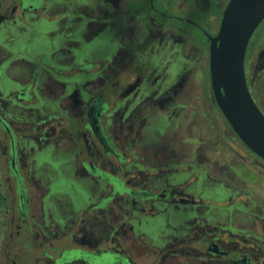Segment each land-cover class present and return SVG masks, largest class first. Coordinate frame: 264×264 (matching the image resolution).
Returning a JSON list of instances; mask_svg holds the SVG:
<instances>
[{"label": "flooded vegetation", "instance_id": "obj_1", "mask_svg": "<svg viewBox=\"0 0 264 264\" xmlns=\"http://www.w3.org/2000/svg\"><path fill=\"white\" fill-rule=\"evenodd\" d=\"M228 1L0 0L1 264H264V161L233 132L209 78L204 26L217 34ZM260 30L244 69L264 115ZM200 73L202 104L180 99ZM153 120L163 134L192 127L180 143L189 151L151 152L149 137H132ZM232 135L248 153L232 151ZM49 145L78 172L68 192L84 189L70 221L52 207L54 176L37 170Z\"/></svg>", "mask_w": 264, "mask_h": 264}, {"label": "water", "instance_id": "obj_2", "mask_svg": "<svg viewBox=\"0 0 264 264\" xmlns=\"http://www.w3.org/2000/svg\"><path fill=\"white\" fill-rule=\"evenodd\" d=\"M264 20V0H229L209 41V78L215 103L239 140L264 161V115L252 99L244 59Z\"/></svg>", "mask_w": 264, "mask_h": 264}, {"label": "rangeland", "instance_id": "obj_3", "mask_svg": "<svg viewBox=\"0 0 264 264\" xmlns=\"http://www.w3.org/2000/svg\"><path fill=\"white\" fill-rule=\"evenodd\" d=\"M226 0H222L221 6L224 5ZM155 6L157 7L156 3ZM215 14L220 15L219 12L215 11ZM218 23V19H217ZM38 28L43 30L45 28H58L59 25L56 23V25L53 24V22L45 23L41 22L37 24ZM205 31L209 35H214L217 31V24L214 26H204ZM260 29H264V22L259 26L258 30H256L250 40V43L255 45V48L259 46V37H260ZM42 38V37H39ZM43 39V38H42ZM41 41L38 40L37 43ZM254 51V48L252 49ZM247 76H250V74H247ZM196 85L194 86L192 83L189 86H186L185 89H183L184 93L180 96V99H189L190 104L201 105L200 96L204 95L206 96V90L209 88V79L208 74L200 73V75H195L194 79ZM194 95V96H190ZM195 95H199L198 97ZM204 98V97H203ZM202 98V100H203ZM46 107V106H45ZM40 109H44V107H40ZM192 120V119H191ZM190 120V121H191ZM193 121V120H192ZM194 122V121H193ZM188 128L186 125L185 127L172 129L169 133L163 134L162 127L160 125V122L153 120L150 123V128L147 133L145 131L143 132L142 136H137L136 133H132V137L135 138H141L147 140V137H149L151 144V152H157L158 150H162V148L165 150L164 147L169 145L170 143L178 144L180 148L183 151H189L187 147H183L180 143L182 142L181 139L183 138H190L189 135H191V132L194 131L191 127V130H187ZM190 129V128H189ZM147 143L146 141H144ZM231 145H232V151H238L241 153H248V150L242 146L241 142L236 138L235 135H232L231 137ZM150 143V142H149ZM196 145H192V148H194ZM53 145H49L46 147L43 152L39 155V158H37V170L44 165L41 169L44 172L48 171V174H52L54 176L52 183L50 184V195L51 196H57L58 199H55V204L52 205V207H55V210L57 212L65 217H67V221L72 218V215L76 217L77 213L80 211L81 208L84 207L86 201L84 198H80L81 194H83L84 189L80 188V195L76 196L73 193L68 192L67 186L70 184L67 180L72 178V176L76 177L78 175V172H74L76 169L74 166H70L67 164L66 159L67 156L65 155V150H54ZM36 152V151H35ZM34 153V152H33ZM161 153H164V151H161ZM166 154V153H164ZM34 156L33 154L31 157ZM30 157V159H31ZM35 158V157H33ZM39 164V165H38ZM49 165V166H47ZM4 164L1 161V155H0V264L2 261V251L1 246L6 240V232L7 230V217L9 216L7 214V203L6 200H4V197L6 196V187L3 182V172L2 168H4ZM40 169V170H41ZM43 172V173H44ZM40 173V172H39ZM197 185H202L200 181H198ZM209 187V186H208ZM86 190V189H85ZM87 194V193H86ZM85 194V195H86ZM205 195L209 197V195H213L210 190L205 192ZM217 197L224 195L223 193L216 192ZM45 225V224H44ZM40 256L38 255V258ZM42 257H40L41 259Z\"/></svg>", "mask_w": 264, "mask_h": 264}]
</instances>
